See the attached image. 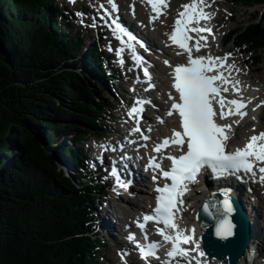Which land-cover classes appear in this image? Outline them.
<instances>
[{
	"label": "trees",
	"instance_id": "1",
	"mask_svg": "<svg viewBox=\"0 0 264 264\" xmlns=\"http://www.w3.org/2000/svg\"><path fill=\"white\" fill-rule=\"evenodd\" d=\"M54 1L0 0V264L105 261L104 240L89 234L107 193L103 183L83 180L92 176L76 155L85 153V138L108 133L100 101L108 89L96 75L111 80L100 42L82 55L84 39L63 31V10ZM228 1L264 6V0ZM255 16L259 22L231 30L226 42L247 50L256 65L264 50V13ZM62 134L76 137L79 148L59 144ZM57 147L77 164V181L50 153Z\"/></svg>",
	"mask_w": 264,
	"mask_h": 264
},
{
	"label": "snow or ice",
	"instance_id": "2",
	"mask_svg": "<svg viewBox=\"0 0 264 264\" xmlns=\"http://www.w3.org/2000/svg\"><path fill=\"white\" fill-rule=\"evenodd\" d=\"M72 2H75V0H72ZM149 2L151 3L152 0H149ZM110 3L114 4V0H110ZM160 3L164 8L167 7V0H160ZM152 7L154 11H157L156 3H152ZM181 7L184 11L178 13V18L175 21V31L169 38L188 53V63L187 65H179L174 68L173 87L179 94V101L170 95L169 98L173 100V103L171 110L168 112L169 116L173 114V111L178 112L181 119V130L177 131L173 129L171 137L165 138L153 150L159 153L166 146L178 145L183 154L178 157H165V159L172 162L170 170H164L156 157L150 159L147 167L158 170L160 177L169 180L170 183L165 184L163 187L157 186L155 188V191L158 193L156 197L157 206L152 214H147L143 217V221L157 222L163 225L157 231L165 242H171L172 247L167 252V256L172 258V260H175L177 257H183L189 258L188 264H192L193 261L196 264H201V261L197 257L191 255L192 252H197L199 257L204 256V252L200 251L198 241L191 234L195 230H187L190 234H186V230L180 229L178 223H176V220L182 218L180 213L183 211L184 206L183 196L190 191L188 184L198 183V176L205 168L215 178H221L225 175H235L240 172L251 173L255 176L256 171H258L260 173L259 181L264 183V132L251 136L244 148L226 151L227 141L230 139L228 134L232 132V125L219 124L216 122L217 118L223 121L230 115H238L240 119H243L247 115V112L244 110L246 103L242 102V99L227 100L221 95V91H229L228 87H221L225 83L231 84L237 93L240 91L238 87L239 81L235 80L233 82V80L229 79L232 70L235 69V65L228 66L229 75L227 77L222 72L216 75H209L213 71V66H209L210 62L215 61L216 64L214 66L219 68L222 66V62L226 61L231 54H226L223 58H214L212 56L192 57V49L183 40L177 38L178 34L181 33V18H184L183 22L185 24H199L201 20L210 21L213 14L203 10L205 7H210V5L205 3V0H192V3L182 5ZM160 14L157 11V15L153 17V20L157 19ZM112 23L117 30L124 32L130 39H136L131 33H127L119 22L113 20ZM189 30L197 33H211V28L206 27L191 28ZM184 35L187 38V34L185 33ZM201 39L206 41V37H201ZM195 49L196 51L200 50L199 41L196 42ZM180 54L182 53H177V55ZM165 63L168 64V61H165ZM235 70L239 71L238 69ZM144 74L148 75L147 68L144 69ZM217 81L220 83L217 84ZM143 103L144 101L137 102L140 105ZM214 103L219 107L214 109ZM226 104L234 107H229L228 111L225 112ZM142 112V107L131 108L133 116ZM235 123L239 124V121ZM131 131L140 132V128L136 127ZM142 139L147 140L149 137L142 136ZM254 165L257 166L256 171H254ZM152 179L155 182L159 177L153 175ZM117 183L122 187H130V182L118 179ZM224 195L226 197L227 193L225 192ZM221 203V208H216L215 205L212 206L215 209V214L221 217L216 234L222 238H227L233 234L235 225L230 220L223 219L222 217L230 214L233 208L227 198L221 201ZM204 211L208 212L209 215L213 214L210 212L208 204L204 205ZM138 227L144 229L146 224L139 223ZM169 229L173 230L174 234H169L167 232ZM129 239L134 240L135 236L130 235ZM145 239H147L146 234ZM183 245H194V247L185 248ZM158 247L157 243H150L146 248H141L142 257L147 259L148 256H156L155 250ZM126 255V253L122 254V259ZM157 258L159 257L157 256ZM166 264H171V260L167 261Z\"/></svg>",
	"mask_w": 264,
	"mask_h": 264
},
{
	"label": "rangeland",
	"instance_id": "3",
	"mask_svg": "<svg viewBox=\"0 0 264 264\" xmlns=\"http://www.w3.org/2000/svg\"><path fill=\"white\" fill-rule=\"evenodd\" d=\"M173 2H175V0H173ZM208 3H210V4H208ZM55 4L58 7L63 8L64 10H65V6H69V7H67V10H65V14H63V15L67 16V18H70V24L73 27V29L71 28V26L66 25L65 24L66 22H64L62 24V29L64 32H70L71 36H78V34L76 32L77 31L81 32L82 38L84 39V45H85V50L81 53L82 55H86V54H89L91 52V48H92L91 46H93L91 43H92L94 38L95 39L102 38V44H101L102 49H104L106 51L109 59L114 61L113 65L111 62L109 69L112 72V75L114 77H116L115 80L117 82L116 83L117 85L115 86V88L112 86V83L108 84L106 82V80L105 81H104V79L100 80V84L104 85L106 87V89H108V91H105L104 96H102L100 98V101H102L104 103L102 110L107 113L106 123H107L108 133L106 136H104V134H103L104 132H103V133H101L103 135L97 136L96 139L91 138L90 140H88L84 144L82 143L85 146V151H89V152L83 153L80 150L81 153L78 151V155H76L80 159L83 158L84 161L87 160L88 163L90 164V163H92L90 156H98L97 153L103 151V149L105 148L104 152L108 153L107 158H111L109 152L107 151L108 148H106V147L110 146V144H108L106 146V143L112 141L113 139L117 140V139H119V137L121 138L120 133L117 132V129L119 128V125L117 122L120 120V118L122 119V121H125L124 119H126L124 117L125 102H123V98H127L129 96L128 94L125 93L126 91L127 92L132 91V89L130 88V85L128 84L131 82V78H129L127 76L126 68L125 69L123 68L121 70V73H120V71L118 72L114 69V68H116V69L121 68V65H119L117 57L115 58L112 55H110V53L115 54V52L112 51V50H114V45L116 44L115 41L112 40V39H114L113 35L104 34L106 29H101V30H99L100 32L97 33V30L95 29L94 25H92L90 27L89 24H87L86 22L83 23V21L82 22L80 21L81 13L82 14L86 13V10L84 9L86 6H84V4H79V7H77L76 10L71 5L68 4L67 0H55ZM206 4L210 5V8L207 7V9H209L213 12V19L215 21V22H213V25H211V30L213 31V35L216 34L217 35V36H215L216 38L219 36V39L218 38L215 39V37H213V52L214 53L218 52L217 54L223 53L225 56H226V54H231L230 57L234 58L233 59L234 62H236V60L238 58L248 59L250 56L247 54H242V53L237 52L240 49L234 44H229L225 47H222L221 46L222 35L226 34L227 31L230 29H240L244 25L249 24L253 19H254L253 20L254 22H259L261 18H259V16L258 17L255 16V14H256V12L258 14H263L264 13V6H258L256 8L249 9L247 7H243V6L238 5V4L230 3L228 0H207ZM182 5L183 4H180L179 6L174 7L175 13L172 16L173 18H175L177 12L179 11V9L181 8ZM87 6H88L87 8H89L90 10H93V8L98 7L96 3L95 4L92 3V4L87 5ZM228 6L230 7V9ZM130 7L132 9H134L133 6H130ZM221 8L223 10H222V14L220 15L219 12H221L220 11ZM215 9H216V11H215ZM51 10H52V8H50V14L53 13V12H51ZM120 10L122 12L121 15H123L125 20L129 21V22L131 21V24L134 27V24L132 23L131 15L129 12L130 10H128L126 8H120ZM121 12L118 11L119 14ZM126 12L129 13V15H126L125 14ZM214 13H216L217 15ZM116 15H118V14H116ZM231 15H232V17L230 19L229 17ZM83 17H84V15H83ZM88 17H91V14L89 16L84 17V18H88ZM115 17H117V16H115ZM221 17H222V20L219 21V19ZM214 25L217 26V28ZM135 30H136V26H135ZM219 30H221V31H219ZM215 31H216V33H215ZM144 32H137L136 31V35L141 37L140 35ZM88 37H91V39ZM159 42H161V40H159ZM259 54H260V52H259ZM261 57L262 58L260 60V63L254 65L253 67H251V69L259 68V71L261 70L263 73L258 74L256 72H253L252 75H255V76L260 75V77L262 76L261 77V79H262V78H264V50H263V53H261ZM242 67L243 66L240 65V66H237L236 68L237 69L240 68V70H241ZM252 75H250V76H252ZM120 77H123V78H120ZM124 89H125V91H124ZM258 89L260 90V91L258 90L259 92H261V91L264 92V79H263V84H260ZM122 91L124 92V95L120 96V93ZM144 95H145V92H144ZM260 103H261V105L264 106V99L263 98H261ZM255 124H256L255 126H252L253 124H250L249 129H251V130L256 129V132L258 130H261L262 127H264V116L261 118V120L259 122L255 123ZM257 125H259V127ZM42 135H43L42 138H43L44 142L48 146L46 136L43 133H42ZM235 138H236V136H235ZM68 141L70 143H72L74 146H77V144H78V139L76 137L72 136L69 138L68 136H65L64 134H62L61 136L58 137V142H60L59 144H62V143L66 144ZM92 149L97 150L98 152L94 153L91 151ZM50 153L52 154V156L57 161L59 168L66 173V176H68L70 179L76 180L75 178L78 176L79 169H77V174H75L76 167L74 166V163H73L74 160H69L63 154L62 148L57 147L55 149V151H52ZM98 157H103V158L105 157L106 158V156H104L103 154H100ZM61 160L63 162H65V164L61 163ZM71 161H73V162H71ZM70 167H71V169H70ZM88 167L90 168V166H88ZM106 178L110 179V176L107 174L105 179ZM101 181H103V180H101ZM126 193L132 194L133 191L130 190L129 192H126ZM262 193L264 194V191ZM127 198H129V197H127ZM122 201L123 200L120 199L119 203L122 204ZM123 205L127 206V207L130 206V204L129 205L123 204ZM260 205L261 206H260V208H258L257 211H261L262 214L264 215V204H260ZM104 209L105 208L102 205H101V207L97 206V209L95 210V212L98 213L97 214L98 218H97V220L95 219V221H96L95 232H91L89 235L95 239L101 238L106 243L105 247H104L105 261L101 262L100 264H122L119 248H117L118 242L117 241L109 242L113 239H111L109 237L105 238L101 235L100 232L96 231V226H97V223L99 222L98 219L101 217V214H102V212H104ZM130 209L133 210L132 208H130ZM114 214L115 213H113V215ZM258 220L260 222V219H258ZM92 229H91V231H92ZM251 229L253 230L252 225H251ZM258 232L260 234H262L263 238H264V224H263V226L259 225ZM94 233L96 235H94ZM254 237H255L254 233H252L251 245H253ZM262 253H263V255L261 257V260L264 259V251ZM252 263L254 264V261ZM258 263H259V261L256 262L255 264H258ZM249 264H250V262H249Z\"/></svg>",
	"mask_w": 264,
	"mask_h": 264
},
{
	"label": "bare ground",
	"instance_id": "4",
	"mask_svg": "<svg viewBox=\"0 0 264 264\" xmlns=\"http://www.w3.org/2000/svg\"><path fill=\"white\" fill-rule=\"evenodd\" d=\"M128 1L129 0H117L116 4L118 7L120 6L119 8H126V9L130 10L129 5H128ZM188 1L189 0H175V2L172 3V6L170 7L168 14L164 17V19H161L160 21L154 22V24H151L150 27H148L146 29V31L140 35L141 38L147 43L148 47L155 46L158 49V51L161 53H165L168 50V47L166 46L168 44V40H167L168 32L167 31L174 24L175 18L172 17L173 14L175 13L174 7H177L180 4L186 5V3ZM92 3H93L92 0H75V2H72V0H69V4L72 5L74 8L79 7V4H84V6H86V8H87L88 7L87 5H90ZM208 4H210V3H208ZM135 7L137 9L135 16L138 18V20L142 21L145 24H148V18L146 16L145 8H144L143 4L141 2H137ZM229 9H230V7H229ZM181 10H182V7L179 9V12ZM222 10L223 9L221 8L220 9L221 12H219L220 15L222 14ZM215 11H216V9H215ZM125 14L129 15V13H127V12ZM212 14H213V12H212ZM214 14H216V13H214ZM118 15H119V13H118ZM86 16L87 15H84V17H86ZM212 17H213V15H212ZM231 17H232V15L229 18L231 19ZM117 19L124 27H126L128 29L129 33L136 35V31L140 32V31H138L137 25L134 24V27H133V25L131 24V21L130 22L126 21L125 18L123 17V15L118 16ZM221 20H222V17L219 19V21H221ZM211 25H213V23ZM135 26H136V30H135ZM215 27L217 28V26H215ZM219 31H221V30H219ZM215 33H216V31H215ZM215 36H217V35L214 34L212 36V38ZM212 38L210 37L209 39H212ZM217 38L219 39V36ZM217 38L215 37V39H217ZM159 40H161V42H159ZM237 52H240V50ZM86 55H88V54H86ZM165 61H168V60H165ZM165 61L160 60L159 58L158 59H149V62L156 64L157 68L160 70V76L159 77L161 78L162 83L166 87V90H171L170 76L172 74V69H174V68L169 61H168V64H166ZM232 61L233 60H231L230 62H232ZM169 65H171V66H169ZM235 65L243 66L241 68V70H240V68H238V69L241 71L242 76L244 78L252 75L253 72H256L258 74L263 73L261 70L259 71V68L251 69V67H253V63L247 61V59L238 58L235 62ZM261 77H260V75H258V76L252 75L251 76L253 81L258 84V88H259L260 84H263L264 78L261 79ZM96 79L100 83V80H103L104 78L98 74V75H96ZM162 93H163L162 91H160L159 93H156V97L154 98V100H152V103L153 104L155 103V106H157L159 109L162 110V112L155 111L157 114L160 115V118H162L163 121H165L168 126L170 124L172 126L174 124L173 116L168 115L169 110H171V106L168 103V100L166 98L160 97V96H162ZM123 95H124V92L122 91L120 93V96H123ZM170 95H173V94L170 93ZM257 95H256L255 99H259L258 100V103H259L261 101V98L264 99V97H263L264 95L260 94V93ZM167 98H169V94L167 95ZM255 99L251 98L252 101H256ZM262 108L264 109V106H262ZM249 111L253 112V113L255 112V111H252L251 108H249ZM149 116H151V112H148L147 118H149ZM229 122H232L231 124H233V126L237 125V123H233V121H229ZM247 122H248V119H246L244 122H241V124L236 127V132L234 134L236 136V138L234 136L232 145H234V143H235L238 146H244V144L247 141H249V138L251 136L258 135V133L263 132V130H262V131L256 133V129L255 130L249 129L250 124H247ZM117 123L120 126V129H119V131L117 130V132L120 133L121 139H123L124 129L121 127L122 123L121 122H117ZM255 125L256 124L254 123L252 126H255ZM257 126L259 127V125H257ZM164 131H167V129H165ZM231 134H233V130H232ZM137 138H140V135H137ZM112 143L113 144H110V146L106 147V148H108L107 151L109 152L111 158H107L108 153H105V152L103 153V155L106 156V158L105 157L104 158L98 157L100 154H97L98 156H90L92 163H90L89 165H91V166L102 165L107 170V172H113L114 171L112 169L113 166L120 162V155L117 152V150L114 151V149L118 145L116 143L115 139L112 140ZM111 146L113 147V150L110 149ZM78 148H79V146H78ZM91 151L94 153L98 152L97 150H94V149H92ZM142 154H144V152H142ZM150 158L151 157L148 156L146 159L148 161V163H149ZM71 162H73V161H71ZM78 162H80L79 159H78ZM61 163L65 164V162H63L62 160H61ZM73 163H74V166L76 167L75 174H77L78 166L75 162H73ZM70 169H71V167H70ZM117 170L119 172L114 174V176H117L121 179H124L126 177L128 180L132 179L131 176H133L134 177L133 180L135 181L134 183L137 184V187H139L138 182L141 181L142 174H141V170H139V168L137 166H135L134 168L127 169L125 166L121 165L120 169H117ZM110 178H111V176H110ZM75 179L76 180H74V181L78 180L77 177ZM250 181H251V184L253 185L254 191L259 196L260 204H264V194L259 189V185L257 184L256 180L250 179ZM206 193H207V191H206ZM208 195L209 194H206L203 200H205ZM201 196L202 195L198 196V198L200 199L198 203L201 202V199H202ZM232 196H233V194H232ZM135 197H136V201L133 204H131L130 208H132L134 211H137V210H140L143 208V203H144L145 199H150V194L137 192ZM233 197L238 202H240V204H243V202L241 200H244V193H241L240 199L235 197V196H233ZM112 202H115L118 205L114 204L113 208H108V209L105 208L104 209V212H102L101 217L98 219L99 222L97 221L98 223L96 226V231L100 232L101 235L105 238L109 237V238L113 239L109 242L118 241V246L119 245L122 246V241H124V243L127 244V241H129V238L126 239L127 240L126 241L125 238L122 237V235H124V232H121V227L119 225L120 220H118L117 212H123L124 213V212L129 211V208L124 207L123 205H120L118 203V201L115 199ZM253 202L254 201H251V200L246 201V208H248L247 210L250 209L249 210L250 215L248 218H249L250 224L252 225V228H253V230L251 229V235H252V233H254L255 237L253 239V245H250L249 249L245 253L246 256L239 262V264H242L243 262H245V264H249V260L247 259V255L249 254L250 251H252L253 248H256V250L258 251V254H259L258 259H260L262 257V255H263L262 252L264 251V238H263V235L258 232L259 225L263 226V224H264V215L262 214L261 211H257L254 208V206L252 205ZM243 206H245V205L243 204ZM196 212H197V206L195 205L189 211L187 216H185V218H186L185 221H188V223L187 222H183V223H184V226H186L187 224L190 225L191 228H188L189 230H191L192 227H196V229L193 233V236H194V239L198 241L199 246H200L201 241H200V233H199L198 223L196 221ZM113 213H115V214L113 215ZM130 217H131L130 214H127L125 216L126 219H129ZM257 218L260 219V222ZM95 223H96V221H95ZM94 235H96V234L94 233ZM209 264H221V263L214 260V261H210ZM254 264H255V262H254Z\"/></svg>",
	"mask_w": 264,
	"mask_h": 264
},
{
	"label": "water",
	"instance_id": "5",
	"mask_svg": "<svg viewBox=\"0 0 264 264\" xmlns=\"http://www.w3.org/2000/svg\"><path fill=\"white\" fill-rule=\"evenodd\" d=\"M224 193V191H219L206 197L202 206L197 210L196 221L203 252L210 259H217L223 264H239L246 256L245 253L251 245V224L248 214L242 205L228 192H226V197ZM225 198L229 199L233 211L222 218L230 220L235 227L231 236L222 238L216 234L221 217L215 214V209L212 206L215 205L216 208H221V201ZM205 204L209 205L212 215L204 211Z\"/></svg>",
	"mask_w": 264,
	"mask_h": 264
}]
</instances>
